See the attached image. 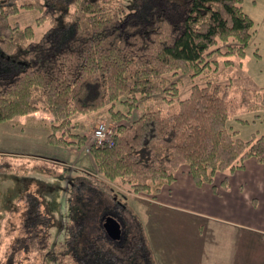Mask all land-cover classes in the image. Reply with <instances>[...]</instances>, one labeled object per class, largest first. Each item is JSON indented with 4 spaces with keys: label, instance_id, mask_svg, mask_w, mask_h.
I'll return each instance as SVG.
<instances>
[{
    "label": "trees",
    "instance_id": "1",
    "mask_svg": "<svg viewBox=\"0 0 264 264\" xmlns=\"http://www.w3.org/2000/svg\"><path fill=\"white\" fill-rule=\"evenodd\" d=\"M242 2L166 0L168 6L184 7L180 16L171 19L158 6L141 21L126 11V0H69L61 6L49 0H0V74H11L0 78V125L48 108L68 128L64 136L52 133L48 141L66 147L85 140L74 129L85 132L87 120H75L76 115L110 117L111 123L125 120L116 126L113 145L94 146L92 154L106 179L120 181L131 192L159 194L184 165L202 185L213 183L219 172L242 169L251 157L264 164V134L244 140L228 126L230 83L207 78L204 84L195 83L187 98L166 101L161 96L171 72L200 76L212 62L220 64L217 56L245 55L255 22ZM23 9L41 11L35 25L12 22ZM241 102L248 111L263 108L264 92L242 87ZM136 110L139 116L133 118ZM8 157H1L0 172L12 171ZM98 183L112 191L104 181ZM70 218L71 228L78 227L75 237L87 232L75 246L50 243L53 222L44 233L37 222L19 234L11 213L1 231L0 251L6 239L20 243L29 237L25 251L34 261L41 264L52 256L55 264H81V253L90 248L83 246L90 231L85 220L80 225L78 217ZM142 241L148 259L141 249L127 259L156 264L144 233ZM6 259L4 252L0 264Z\"/></svg>",
    "mask_w": 264,
    "mask_h": 264
},
{
    "label": "rangeland",
    "instance_id": "2",
    "mask_svg": "<svg viewBox=\"0 0 264 264\" xmlns=\"http://www.w3.org/2000/svg\"><path fill=\"white\" fill-rule=\"evenodd\" d=\"M49 1L60 6L69 2V0ZM165 1L126 0V11L129 14L133 13L141 21L149 18L152 10L158 6L160 9L166 8L165 14L171 19L180 16L184 7L179 5L177 7L174 3L168 6ZM242 7L255 22L252 39L246 48L245 55L243 57L217 56L220 64L212 62L200 76H193L190 72H179L173 76L171 72L167 76L165 90L161 96L166 101L187 98L192 86L195 83L204 84L207 78H219L223 83H230L228 100L232 117L228 121V126L231 130L237 131L242 139L254 140L264 134V107L252 111L245 110L242 107L241 95L242 87L264 92V0H243ZM40 15L41 11L23 9L12 16V22L19 23L23 27L35 25L36 18ZM48 28V25L40 28L39 33L45 32ZM60 31L61 29H57L56 33H62ZM228 59L234 60V63L231 65L226 63L225 60ZM1 77H11V74H0ZM139 112L136 110L133 118H137ZM109 118L92 119L90 116L76 115L75 120L82 122L87 120L88 127L85 132H82L78 126L75 127L76 129L72 128L76 133H83L85 140L78 146L72 144L66 147L54 145L48 141L52 133L61 137L68 129L64 122L53 115L48 108L0 125H3L2 130L6 137H9V133L4 126L12 125L24 130V134L17 136L19 143L16 145L22 146V152L9 153L0 148V162H3L1 157L10 156L6 161L11 162L13 168L10 172H0V235L1 231L4 232L5 224L9 222L8 218L12 213L17 231H20L19 234L21 231L25 234L30 225L33 227V223L35 225L37 222H41L37 228L44 233L46 224L53 222V226L49 227L51 228L49 229L50 243L55 244L58 240L61 244L70 242L72 246H75L80 239L87 236V232H83L82 238L75 237L74 233L76 234L75 230H78V227L73 229L69 225L71 216L72 219L78 217L80 225L83 224L81 221L85 220L86 227L90 231L88 235L91 236L88 238L89 242L83 244L90 248L84 249L85 252L81 253L80 263L85 260V264H91L94 263V259L103 257V260L110 264H132L127 258L134 252L138 254L139 249L143 250V256L147 260L148 252L144 249L143 233L151 243L156 258L160 261L165 259L163 264H170L169 259H175V254L178 255L184 251L185 244L179 233L186 236L189 230H186L183 225H178L174 210L160 207L154 202L158 194L131 192L129 189L120 187V181H110L100 173L92 154L94 146L100 147L94 145L92 138L96 126L104 123L112 130L111 138L114 140L116 126L126 124L125 120L111 123ZM14 127L12 128L15 131L20 132ZM33 132L37 133L35 137L31 136ZM44 132L47 142L40 137V134ZM98 180L110 185L112 191H104ZM147 196H150L151 201L143 199ZM115 197L117 200L113 202ZM118 201L124 204L123 208L117 204ZM126 203L129 207L125 206ZM120 209L124 213L127 224L123 228L122 239L118 241V244H114L109 237L104 236L102 220L111 210L119 211ZM64 229L68 235L64 234L62 237L61 233H65ZM22 238L20 243L6 239L0 256L4 255V252L7 254L6 264H40L25 251V243L30 238ZM94 247H98V251ZM135 249L138 250L135 251ZM70 250L73 251L75 248L70 247ZM108 250L109 252L105 254ZM96 253H98L97 257H95ZM51 257L44 258L41 264H55ZM123 258L126 260L124 261ZM64 264L72 263L65 261ZM147 264L150 263L147 261Z\"/></svg>",
    "mask_w": 264,
    "mask_h": 264
},
{
    "label": "crops",
    "instance_id": "3",
    "mask_svg": "<svg viewBox=\"0 0 264 264\" xmlns=\"http://www.w3.org/2000/svg\"><path fill=\"white\" fill-rule=\"evenodd\" d=\"M2 126L0 148L22 152V146L16 145L24 130L4 126L9 133L6 137ZM40 137L47 142L45 132ZM143 199L151 201L150 196ZM154 202L174 210L175 221L189 230L186 236L178 232L185 247L169 259L170 264H264V164L256 158L247 159L242 169L219 172L213 183L202 185L196 184L184 165ZM150 246L156 264H163L165 259H157Z\"/></svg>",
    "mask_w": 264,
    "mask_h": 264
},
{
    "label": "water",
    "instance_id": "4",
    "mask_svg": "<svg viewBox=\"0 0 264 264\" xmlns=\"http://www.w3.org/2000/svg\"><path fill=\"white\" fill-rule=\"evenodd\" d=\"M102 227L105 230L107 236L113 241H118L121 239V237H123L122 224L113 216H107L103 218Z\"/></svg>",
    "mask_w": 264,
    "mask_h": 264
},
{
    "label": "built area",
    "instance_id": "5",
    "mask_svg": "<svg viewBox=\"0 0 264 264\" xmlns=\"http://www.w3.org/2000/svg\"><path fill=\"white\" fill-rule=\"evenodd\" d=\"M109 129L104 123H100L96 126L94 130V135L92 138L94 139V145L98 146H111L113 145L114 141L111 138L112 130Z\"/></svg>",
    "mask_w": 264,
    "mask_h": 264
},
{
    "label": "flooded vegetation",
    "instance_id": "6",
    "mask_svg": "<svg viewBox=\"0 0 264 264\" xmlns=\"http://www.w3.org/2000/svg\"><path fill=\"white\" fill-rule=\"evenodd\" d=\"M108 200V199H107ZM114 202V201H113ZM117 203V202H116ZM120 208H123L124 204H122V202L118 201L117 203ZM110 216H113L114 218H116L117 220H119L122 224V227L124 228V226H126L127 222L125 223V220H124V213L123 211L120 209L119 211H114V210H111V212L109 213ZM79 224V223H78ZM75 234V233H74ZM122 239V237H121ZM84 262V263H83ZM89 262H92V260ZM94 263H91V264H110V262L108 261H104L103 260V257L102 258H96L93 260ZM88 263V262H87ZM81 264H85V260H82V263ZM134 264H137V263H134Z\"/></svg>",
    "mask_w": 264,
    "mask_h": 264
}]
</instances>
